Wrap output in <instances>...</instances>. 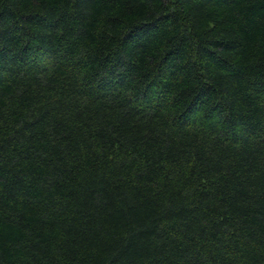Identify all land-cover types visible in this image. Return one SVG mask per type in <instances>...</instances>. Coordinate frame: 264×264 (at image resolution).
I'll list each match as a JSON object with an SVG mask.
<instances>
[{"label":"trees","instance_id":"1","mask_svg":"<svg viewBox=\"0 0 264 264\" xmlns=\"http://www.w3.org/2000/svg\"><path fill=\"white\" fill-rule=\"evenodd\" d=\"M0 264H264V0H0Z\"/></svg>","mask_w":264,"mask_h":264}]
</instances>
